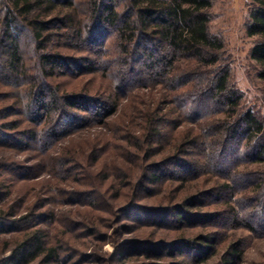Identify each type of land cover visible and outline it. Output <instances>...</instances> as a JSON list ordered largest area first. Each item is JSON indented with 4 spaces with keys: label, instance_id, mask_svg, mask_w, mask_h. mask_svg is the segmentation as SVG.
I'll return each mask as SVG.
<instances>
[{
    "label": "trees",
    "instance_id": "trees-1",
    "mask_svg": "<svg viewBox=\"0 0 264 264\" xmlns=\"http://www.w3.org/2000/svg\"><path fill=\"white\" fill-rule=\"evenodd\" d=\"M250 1L246 32L255 39L250 57L256 62L257 77L264 81V0ZM125 2L121 12L118 0L91 1V23L83 26L76 19L75 0H0V82L20 86L24 79L33 82L24 91L28 98L22 111L16 112L14 105L0 109L4 120L0 150L25 152L35 142L47 156L70 135L113 118L119 108L117 99L82 92L60 94L47 79L95 74L97 56L108 53L106 39L116 36L121 53L129 58L122 59L117 71V97L132 88L164 85L167 91L149 101L151 112L143 116L142 137L133 138L145 162L164 155L144 167L138 185L149 183L163 190L182 185L187 196L158 208L153 220L168 223L172 218L185 224V212L206 207L204 201L209 199L215 201H210L211 206L223 207L200 218L203 228L216 230L182 242L193 256L192 264H207L230 231L246 230L264 237V120L242 106L231 83L225 43L210 32L213 0ZM24 37L34 47L33 74L23 52ZM74 39L81 45H74ZM83 44L95 58H74L60 50H77ZM171 105L178 107L173 120L168 112ZM14 115L24 117L31 126L22 128L19 119L9 120ZM11 166L0 157V171L8 172ZM31 171V167L23 168L21 173L29 178ZM5 183L0 177V188ZM6 212L0 211V235L23 233V238L0 264H30L42 256L43 264H67L59 248L46 242L44 229L38 228L43 221L23 229L21 225L36 217L29 213L20 217L12 206ZM221 230L227 233L222 236ZM244 245L243 240L228 244L219 264H243Z\"/></svg>",
    "mask_w": 264,
    "mask_h": 264
},
{
    "label": "rangeland",
    "instance_id": "rangeland-1",
    "mask_svg": "<svg viewBox=\"0 0 264 264\" xmlns=\"http://www.w3.org/2000/svg\"><path fill=\"white\" fill-rule=\"evenodd\" d=\"M75 1L77 21L89 26L93 0ZM250 2L213 0L210 32L225 43L231 83L242 98V106L254 110L264 120V81L257 77L256 62L250 57L255 39L249 38L246 32ZM125 4V0H118L121 12L126 9ZM57 39L55 42H64ZM24 42L26 64L33 74L37 66L34 47L29 37ZM118 43L116 36L106 39L108 53L97 56L99 68L95 74L47 79L60 94L82 92L105 99L115 98L119 103L117 114L104 124L90 125L70 135L47 156L35 142L25 152L18 148L0 150V157L7 158L14 166L8 172L0 171L1 179L6 182L0 188V211H9L12 206L20 217L33 214L37 219L24 227L21 225L23 229L43 221L38 228L44 229L46 242L59 248L67 264H192L193 256L183 247V239L216 230L212 226L203 228L200 218L223 207L211 206L210 201H215L209 199L204 201L206 207L185 212L189 215L183 220L185 224L174 223L172 218L168 223L153 220L158 208H167L177 198L178 201L187 196L182 185H175L171 190L151 187L149 183L138 185L144 167L164 155L145 162L133 138L142 137L140 130L146 124L143 116L151 112L149 101L167 91L164 85H157L150 89L132 88L126 95L117 97L114 89L117 71L122 59H129L121 53ZM73 44H79L78 40L74 39ZM82 47L60 50L74 58H95L84 44ZM32 83L31 79H24L21 86L16 82H0V96H3L0 109L14 105L16 112L22 111L24 100L28 98L26 89ZM171 94L173 97L175 93ZM168 110L172 112L169 119H176L177 105L169 106ZM18 119L23 122L22 128L31 126L20 115L9 118ZM3 122L0 119V124ZM30 167L32 173L28 178L21 172ZM225 232L219 231L222 236ZM228 235L217 256L207 264H219L225 247L234 240L245 243L243 264H264L262 235L254 237L246 230L230 231ZM22 238L23 233L0 235V260L10 255ZM30 264H43V256Z\"/></svg>",
    "mask_w": 264,
    "mask_h": 264
}]
</instances>
